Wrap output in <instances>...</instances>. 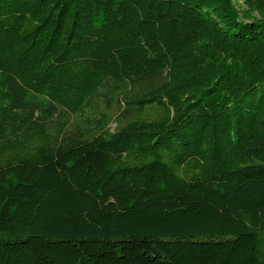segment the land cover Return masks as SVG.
<instances>
[{
    "label": "trees",
    "instance_id": "16d2710c",
    "mask_svg": "<svg viewBox=\"0 0 264 264\" xmlns=\"http://www.w3.org/2000/svg\"><path fill=\"white\" fill-rule=\"evenodd\" d=\"M0 264H264V0H0Z\"/></svg>",
    "mask_w": 264,
    "mask_h": 264
}]
</instances>
